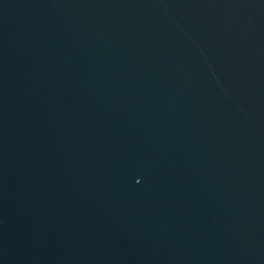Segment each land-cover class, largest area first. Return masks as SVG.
I'll list each match as a JSON object with an SVG mask.
<instances>
[{"label":"water","instance_id":"water-1","mask_svg":"<svg viewBox=\"0 0 264 264\" xmlns=\"http://www.w3.org/2000/svg\"><path fill=\"white\" fill-rule=\"evenodd\" d=\"M0 264H264V0H0Z\"/></svg>","mask_w":264,"mask_h":264}]
</instances>
